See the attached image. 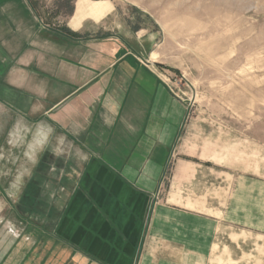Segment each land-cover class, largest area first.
<instances>
[{
    "label": "crops",
    "instance_id": "obj_1",
    "mask_svg": "<svg viewBox=\"0 0 264 264\" xmlns=\"http://www.w3.org/2000/svg\"><path fill=\"white\" fill-rule=\"evenodd\" d=\"M33 7L0 0V103L42 127L46 159L70 181L0 264H203L225 191L215 181L196 196L209 161L180 151L187 105L152 66V37L90 25L113 10L104 2L78 0L52 28Z\"/></svg>",
    "mask_w": 264,
    "mask_h": 264
},
{
    "label": "rangeland",
    "instance_id": "obj_2",
    "mask_svg": "<svg viewBox=\"0 0 264 264\" xmlns=\"http://www.w3.org/2000/svg\"><path fill=\"white\" fill-rule=\"evenodd\" d=\"M30 1L52 28L68 22L78 0ZM91 1L113 10L90 25L126 21L152 37V66L187 105L180 151L209 161L194 180L196 196L215 181L224 188L226 218L209 228L220 244L203 264H264V0ZM27 123L0 103V261L70 181L46 159L42 127Z\"/></svg>",
    "mask_w": 264,
    "mask_h": 264
},
{
    "label": "trees",
    "instance_id": "obj_3",
    "mask_svg": "<svg viewBox=\"0 0 264 264\" xmlns=\"http://www.w3.org/2000/svg\"><path fill=\"white\" fill-rule=\"evenodd\" d=\"M70 12L72 13V8L70 9Z\"/></svg>",
    "mask_w": 264,
    "mask_h": 264
}]
</instances>
